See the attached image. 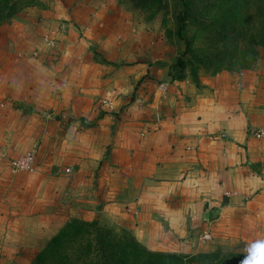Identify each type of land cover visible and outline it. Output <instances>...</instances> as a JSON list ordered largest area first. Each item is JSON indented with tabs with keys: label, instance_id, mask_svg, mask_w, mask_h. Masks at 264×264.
I'll list each match as a JSON object with an SVG mask.
<instances>
[{
	"label": "crops",
	"instance_id": "0c3cea01",
	"mask_svg": "<svg viewBox=\"0 0 264 264\" xmlns=\"http://www.w3.org/2000/svg\"><path fill=\"white\" fill-rule=\"evenodd\" d=\"M59 6L26 9L0 27V124H22L0 131L9 138L0 147V264H29L71 220L126 231L152 253L186 256L228 244L249 254L264 241V142L248 134L264 127V57L198 86L171 81L154 66V37L104 51L100 27L122 23L118 10L103 5L104 24L93 20V7L70 16ZM56 20L81 34L60 37L56 59L41 70L32 47ZM96 52L123 64L98 63ZM157 80L165 86L157 112L125 108L150 88L158 94ZM50 88L59 101L48 100ZM33 146L34 171L11 174L8 160ZM203 233L209 241H200Z\"/></svg>",
	"mask_w": 264,
	"mask_h": 264
},
{
	"label": "rangeland",
	"instance_id": "374dc122",
	"mask_svg": "<svg viewBox=\"0 0 264 264\" xmlns=\"http://www.w3.org/2000/svg\"><path fill=\"white\" fill-rule=\"evenodd\" d=\"M60 4H63L65 9L68 10L70 16L75 15V11H77L78 8L80 9V7L83 5L93 7L95 10L94 12H96L95 18H93V20H95L96 22H100L101 20L102 22H104V24L105 21L104 19H102L103 17H101V14L99 12L100 8L103 5L108 4L109 7L112 8H110L109 10L115 11L113 8L118 10V13L124 17L122 23L117 24L108 21L106 26H104L103 28L100 27L101 30L99 33L101 34L104 32L105 37L107 39L105 45L102 48L105 52L118 53L125 49V47H127L128 50H131V48L129 47L130 44L127 41H133L135 39L134 37H137L138 35H147L149 37L156 38L158 43V48L156 49V51H158L159 58L157 59V61L154 62V66L158 67L159 69H162V71H160L161 78L169 77L170 75L173 79H175L179 76H182V81L187 80L192 84L198 86L197 83L201 78L215 75L212 72L215 69V59L217 52L220 49L218 46L215 47L213 44L207 41L209 30L204 29L202 27H191L185 24L183 26H180L179 16L183 9L181 0H164L165 5L162 9L152 11H145L135 8L130 3V0H35L31 6L21 9L18 13H22L26 9L32 7L49 9L48 7L50 5H52L53 8L56 9ZM204 7L205 5L201 4L200 8L204 10ZM59 13H62L61 8L59 9ZM218 18L219 13L213 8L209 9L208 5H206V13L201 16V21H216ZM11 19L3 22L0 27L10 23ZM243 23H245V21H243ZM246 25L247 26L244 28V32L245 37L248 39L250 36H252V15L246 19ZM47 30H52L50 33V39L53 43L52 48H45L42 45L41 36ZM68 31L71 32H69L71 36H73L74 34L75 38H77L81 34L77 26H74V29L72 27L71 29H69L66 25V21L63 20H56V26L54 27L50 25L45 26L42 29V32L40 33V44L35 45L34 48L32 47V52H36L38 53V55L37 57H33L32 55L30 56V58L35 60L31 61V63L34 64L36 67L41 68V70L49 68L50 64L56 59L60 37L66 35ZM77 32L80 34H78ZM222 51L226 54V60H228L229 55L231 59L230 63L228 64L229 66H227L229 68H225L227 69V72L248 71L252 68V65L256 62V60L264 57V49L259 50L258 55L256 57H252V54L250 52H247V49L244 50L245 56H243V54L240 52L236 54V52L234 53V43L226 44L225 49ZM94 55H97L94 56V61L96 60V62L98 63L104 62L105 64L110 66H118L123 64H115L112 61H103L102 59H100L99 52L94 53ZM231 56L233 57L231 58ZM177 59L185 63V67L182 71H179V68L172 70ZM38 76L40 75L38 74ZM146 76H149V74H147ZM171 77L169 78L171 79ZM157 82L158 84H160L158 85V94L154 92L153 88H150L149 90H147L148 92H145V97H143L144 99L142 101H130V104L126 105L125 108H130L132 112L137 111L140 112L141 115L151 117L152 114L159 110L158 105H155L154 101H157L156 98L162 95L165 87L162 84V81L157 80ZM2 83L3 80L0 79V87ZM49 85H51V83H49ZM153 86L154 85H152V87ZM49 92L51 95L48 96V100H60V92H58L57 90H51V88ZM136 97H138L137 94L134 96V98ZM102 101H104V104L106 103L105 100H101L97 101L99 103L98 105H104L101 103ZM118 113H120V111ZM14 126H16L17 130L22 128V124L20 122L8 121L6 123L0 124V131L5 129L7 130L8 128H12ZM8 140V137L0 138V147L2 142H8ZM15 156H13V158ZM98 225L106 228V226L102 224ZM112 231H114L118 235H121L123 232L129 234L128 232L121 230ZM241 247V245L235 248L233 245L231 246L228 244H223L222 246H218L212 251H218L221 255H227L230 253H241L249 255L248 253L244 252L243 249L240 250ZM33 259L31 262H33Z\"/></svg>",
	"mask_w": 264,
	"mask_h": 264
},
{
	"label": "trees",
	"instance_id": "16d2710c",
	"mask_svg": "<svg viewBox=\"0 0 264 264\" xmlns=\"http://www.w3.org/2000/svg\"><path fill=\"white\" fill-rule=\"evenodd\" d=\"M34 1L0 0V25ZM130 3L145 11L159 10L165 5L164 0H130ZM181 4L180 26L185 24L209 30L207 41L220 49L213 74L229 68L230 55L226 60L222 51L226 44L234 43V53L240 52L243 56L245 49L252 57L264 49V0H181ZM201 4L205 5L204 10L200 8ZM206 5L219 13L216 21H201ZM251 15L252 36L247 39L244 28ZM184 67L185 63L177 59L172 70L179 68L182 71ZM171 80L181 82L183 78L171 77ZM247 256L241 253L221 255L218 251L189 256L152 253L125 232L118 235L97 222L71 220L45 244L30 264H241Z\"/></svg>",
	"mask_w": 264,
	"mask_h": 264
},
{
	"label": "built area",
	"instance_id": "2783aa9c",
	"mask_svg": "<svg viewBox=\"0 0 264 264\" xmlns=\"http://www.w3.org/2000/svg\"><path fill=\"white\" fill-rule=\"evenodd\" d=\"M52 30H47L41 36L42 45L45 48H52L53 43L50 39V33ZM38 53L33 52L32 56L37 57ZM104 104V101L101 102ZM248 134L252 136L255 140L264 142V127L248 130ZM37 149L35 146L31 147L25 154L8 160V170L11 174L17 173H31L35 168V157ZM65 173H68V170H64ZM210 240V236L207 233L201 235L200 241L206 242Z\"/></svg>",
	"mask_w": 264,
	"mask_h": 264
},
{
	"label": "clouds",
	"instance_id": "9594fccd",
	"mask_svg": "<svg viewBox=\"0 0 264 264\" xmlns=\"http://www.w3.org/2000/svg\"><path fill=\"white\" fill-rule=\"evenodd\" d=\"M249 255L241 264H264V241L256 242L248 249Z\"/></svg>",
	"mask_w": 264,
	"mask_h": 264
}]
</instances>
